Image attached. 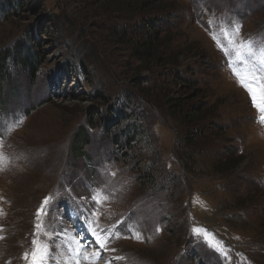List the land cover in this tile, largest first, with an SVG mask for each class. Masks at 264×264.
Returning <instances> with one entry per match:
<instances>
[{"label": "rangeland", "instance_id": "374dc122", "mask_svg": "<svg viewBox=\"0 0 264 264\" xmlns=\"http://www.w3.org/2000/svg\"><path fill=\"white\" fill-rule=\"evenodd\" d=\"M36 1L0 18V49L27 38L40 56L34 77L11 67L1 88L0 264H27L22 255L34 238L49 246L45 264H63L72 241L92 253L90 227L109 238L97 264L115 256L123 259L112 264H264V124L228 66L235 45L213 39L239 22L237 44L251 40L250 59H264V0H154L129 16L107 12V0ZM148 16L163 29L158 53L168 62L140 64L112 34L116 25L131 37ZM176 72L195 81L190 104L205 127L192 175L176 155L182 131L166 107L167 97L184 94ZM116 113L106 130L102 117ZM111 125L139 126L138 142L116 144ZM82 126L87 160L72 161ZM146 173L157 177L155 187L142 186ZM101 191L107 198L96 205L91 196ZM45 197V228L36 230ZM136 233L140 240L124 238Z\"/></svg>", "mask_w": 264, "mask_h": 264}, {"label": "trees", "instance_id": "16d2710c", "mask_svg": "<svg viewBox=\"0 0 264 264\" xmlns=\"http://www.w3.org/2000/svg\"><path fill=\"white\" fill-rule=\"evenodd\" d=\"M39 2L40 0L36 1L34 4L35 8L39 6ZM156 2L157 1L154 0H107L105 6H107V12L129 16L140 10L150 8L156 4ZM24 3L31 7V4L29 2H24V0H0V18L4 16L8 7L13 5L23 6ZM125 28L126 27H117L115 25L112 27L111 31L115 38L118 39V42L128 48L130 56L135 59V61H138L140 64L150 61H157L158 63L170 61L168 59H162V55L158 53V48L163 38V29H160V25L157 24L154 18L148 16L145 20H142V22L138 21L136 28L131 33V37L128 35V30ZM31 36H33V34H31ZM39 57L38 51L30 45V41L27 38L0 49V95L3 85L12 80L9 75V68L15 67L19 69V72H24L34 77L37 65L40 64L38 61ZM174 76L182 83L179 90L181 92L184 91V94L174 98L167 97L166 107L168 115L182 131V134L180 133V142L177 143V150H175L176 155L181 162L183 161L186 163L184 171L192 175L196 173V168L192 161L197 153L195 150H198L196 140L205 131L204 121L197 119V116L200 114V109H198L197 105L190 104L196 96V90L194 91V88H196L195 81L193 79L184 78L179 75L178 72H176ZM135 81L137 84L143 82L140 78L135 79ZM158 95L161 96L163 94L161 92ZM121 113L122 117L125 119L127 117V112L124 111ZM116 115L117 113L111 118L102 117L103 120L106 121L104 122L106 130H109V124L115 122ZM111 126L109 137L112 141L114 139L117 140L116 144H121L122 141H125L121 147L131 148L133 143L138 142L141 133L139 126L127 125L122 127L119 132L114 130V125ZM89 145L90 136L86 128L83 126L79 127L73 135L70 146L72 161L81 159L87 160L85 155ZM227 170L229 169L218 170L219 172L216 174L221 175V173L227 172ZM144 178L147 179L146 181L144 180L145 183H140L143 187L148 185L155 187L154 185L157 183V177L154 174L151 175L150 173H146ZM174 183H176V185L170 188H176L179 185L176 181H174Z\"/></svg>", "mask_w": 264, "mask_h": 264}, {"label": "snow or ice", "instance_id": "6c2138e0", "mask_svg": "<svg viewBox=\"0 0 264 264\" xmlns=\"http://www.w3.org/2000/svg\"><path fill=\"white\" fill-rule=\"evenodd\" d=\"M240 30L241 25L239 24V22H234L233 24H229L228 27L222 29L224 37L223 40H218L215 35H213V39L214 41H218V45H224L225 41H227L228 44L235 45L232 52L226 53V55L228 56L234 54L236 58L235 62L229 60L228 66L232 70V74L237 77L238 83L248 92L252 100L253 107L257 109L258 123L264 124V82L257 84V80L261 77V74L264 73V59H261V61L259 62L250 59V57L253 55V43L251 40L239 41V43L237 44L236 38L239 37ZM249 63H251L252 66L250 69H248L247 72L240 73L235 70L237 66H246ZM101 194H103L105 198H107V194L102 193L101 191L93 194L91 196V201L96 205H100L102 203L99 198ZM51 199V197H45L41 202L40 207L37 209L35 213L37 223L34 225V229L39 230L45 228V224L40 218L42 216L48 215V209L51 204ZM80 199L87 200L86 197H81ZM91 214L96 215L95 212H92ZM89 230L91 232V235L95 238L98 249L93 251L92 253H88L84 244H82L80 241H72V244L68 247L69 257L63 262V264H97V262L103 258L100 255L99 250H107L109 238L107 235H102V229L100 230V232H97L95 229L90 227ZM156 231L159 232L160 229L157 228ZM193 231L198 233L200 230L194 228ZM37 234V231L33 232L34 237L37 236ZM56 235H59V233H57ZM205 236L207 238L206 232ZM117 238L120 237L117 236ZM124 238L140 240L141 236L139 233H136L131 237L126 236ZM49 239H51V237H49ZM32 245L33 247L31 253H23L22 259H24L27 264H45V258L49 255V246L40 244L35 238L32 240ZM72 245H74V247ZM210 246L215 247V244H210ZM111 251L115 252V249H111ZM121 259L123 258L120 256L110 257L105 261V264H112L113 260L119 261Z\"/></svg>", "mask_w": 264, "mask_h": 264}, {"label": "bare ground", "instance_id": "6f19581e", "mask_svg": "<svg viewBox=\"0 0 264 264\" xmlns=\"http://www.w3.org/2000/svg\"><path fill=\"white\" fill-rule=\"evenodd\" d=\"M71 243V242H70Z\"/></svg>", "mask_w": 264, "mask_h": 264}]
</instances>
